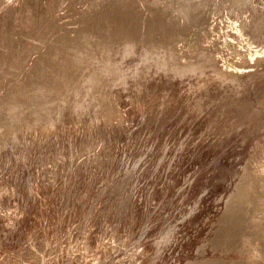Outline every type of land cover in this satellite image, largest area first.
Segmentation results:
<instances>
[{"label": "rangeland", "instance_id": "rangeland-1", "mask_svg": "<svg viewBox=\"0 0 264 264\" xmlns=\"http://www.w3.org/2000/svg\"><path fill=\"white\" fill-rule=\"evenodd\" d=\"M0 264H264V0H0Z\"/></svg>", "mask_w": 264, "mask_h": 264}, {"label": "bare ground", "instance_id": "bare-ground-1", "mask_svg": "<svg viewBox=\"0 0 264 264\" xmlns=\"http://www.w3.org/2000/svg\"><path fill=\"white\" fill-rule=\"evenodd\" d=\"M251 179V178H250Z\"/></svg>", "mask_w": 264, "mask_h": 264}]
</instances>
